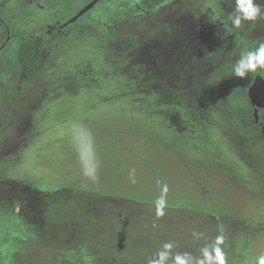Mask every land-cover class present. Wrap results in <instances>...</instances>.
Masks as SVG:
<instances>
[{
	"label": "rangeland",
	"instance_id": "obj_1",
	"mask_svg": "<svg viewBox=\"0 0 264 264\" xmlns=\"http://www.w3.org/2000/svg\"><path fill=\"white\" fill-rule=\"evenodd\" d=\"M59 1L0 0V47L16 37L0 48V264H148L166 242L196 260L218 236L227 264H256L264 144L247 94L264 71L231 70L264 17L237 29L235 0H127L122 20L78 22L39 58L24 46L58 25Z\"/></svg>",
	"mask_w": 264,
	"mask_h": 264
},
{
	"label": "clouds",
	"instance_id": "obj_2",
	"mask_svg": "<svg viewBox=\"0 0 264 264\" xmlns=\"http://www.w3.org/2000/svg\"><path fill=\"white\" fill-rule=\"evenodd\" d=\"M264 17V7L258 0H235V8L227 19L231 26L237 29L244 27L245 23H252ZM257 71H264V42L258 43L255 50L248 51L241 55L232 66V76L241 80L245 79L251 73ZM92 159L96 160L94 151L90 148ZM99 164L98 162L91 165H83V175L92 183H97ZM135 170L130 171V178L135 183L134 179ZM159 184V181L157 182ZM168 188L164 184L161 188V195L155 201L156 215L163 216L166 207V194ZM223 243V237L218 236L214 246H205L201 249V258L194 260L190 254H176L171 255L173 244L166 242L162 246V250L156 254V258H150L148 264H167L171 259L172 264H227L225 253L219 247ZM211 249V250H210ZM256 264H264V254L257 258Z\"/></svg>",
	"mask_w": 264,
	"mask_h": 264
},
{
	"label": "flooded vegetation",
	"instance_id": "obj_3",
	"mask_svg": "<svg viewBox=\"0 0 264 264\" xmlns=\"http://www.w3.org/2000/svg\"><path fill=\"white\" fill-rule=\"evenodd\" d=\"M93 6L89 9H87L93 2ZM103 0H60L59 1V14H60V22H58V25H56L53 29L46 32V34L43 33H36V38L38 42L35 43L34 46H24L25 49L33 53L35 56L41 58L43 56H40L41 51H43L45 48H51L54 44L57 42H61L64 36V32L67 31L69 28H71L73 25H75L78 22H83L84 20H92L94 16H97L98 18L100 16L108 17L110 19L114 20H122V17L127 13V0H109L110 4L108 9L103 8L102 10L98 11L93 16H90V13L92 12L94 6L101 2ZM261 5L264 7V2L261 3ZM208 11L210 14L214 15V12L210 11V8L208 7ZM3 21L1 11H0V22ZM222 22L221 24H217V30L216 31H222ZM43 29H40L42 31ZM39 31V30H37ZM223 32V31H222ZM229 37V36H228ZM12 40H16L15 36L6 34V38L3 41V44L1 47L9 45L12 43ZM23 45H27V43H22ZM239 44H243L240 42ZM253 44V45H252ZM250 43L248 49L255 48L258 44L255 43V41ZM244 47H247L243 44ZM0 47V48H1ZM241 51V50H240ZM239 51V53H240ZM253 51V50H252ZM1 52V50H0ZM248 52V51H247ZM256 77L258 75H255ZM253 85V84H252ZM249 91V90H248ZM255 91H261L260 89ZM263 91V90H262ZM248 96V94H247ZM249 102L250 99L248 97ZM253 107V106H252ZM257 114H255V107H253L254 112V125L257 129H259L263 136V144H264V124L260 119L258 118V112L264 111V108H258Z\"/></svg>",
	"mask_w": 264,
	"mask_h": 264
},
{
	"label": "water",
	"instance_id": "obj_4",
	"mask_svg": "<svg viewBox=\"0 0 264 264\" xmlns=\"http://www.w3.org/2000/svg\"><path fill=\"white\" fill-rule=\"evenodd\" d=\"M94 3L95 1L87 9L91 8ZM258 89L261 91H255ZM248 97L252 104L257 106V108H264V81L261 77H256L252 87L248 91ZM255 114H257V111H255Z\"/></svg>",
	"mask_w": 264,
	"mask_h": 264
}]
</instances>
